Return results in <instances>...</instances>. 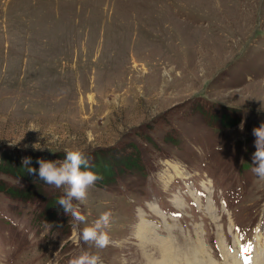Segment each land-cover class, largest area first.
I'll list each match as a JSON object with an SVG mask.
<instances>
[{"label": "rangeland", "instance_id": "374dc122", "mask_svg": "<svg viewBox=\"0 0 264 264\" xmlns=\"http://www.w3.org/2000/svg\"><path fill=\"white\" fill-rule=\"evenodd\" d=\"M261 123L264 0H0V164L38 173L77 147L93 172L131 153L143 168L75 201L77 230L111 213L104 249L78 239L62 188L0 170V264L134 262L119 238L138 213L174 264L263 263Z\"/></svg>", "mask_w": 264, "mask_h": 264}, {"label": "clouds", "instance_id": "9594fccd", "mask_svg": "<svg viewBox=\"0 0 264 264\" xmlns=\"http://www.w3.org/2000/svg\"><path fill=\"white\" fill-rule=\"evenodd\" d=\"M253 136L255 137L256 151L253 153L252 171L258 179L264 180V123L253 129ZM36 145L32 146L35 150H43L42 148L37 149ZM31 162V157H24L22 160L28 174H38L39 179L46 184L63 189V194L59 197L57 204L62 207L66 215L72 217L75 222L74 232L78 239L85 244L92 243L99 249L109 246L110 237L106 229L110 223V212L102 213L91 226L77 230L78 225L85 222V216L82 215L79 204L75 201L85 199L87 190L101 179L98 174L90 170L89 161L83 152L79 148L73 147L65 149L63 161L53 162L37 159L38 173L36 168L29 166ZM69 264H103V261L98 253L82 249L77 256L69 261Z\"/></svg>", "mask_w": 264, "mask_h": 264}, {"label": "bare ground", "instance_id": "6f19581e", "mask_svg": "<svg viewBox=\"0 0 264 264\" xmlns=\"http://www.w3.org/2000/svg\"><path fill=\"white\" fill-rule=\"evenodd\" d=\"M153 230L154 228L148 222V217L146 219L145 216L139 215V213L136 217H134L133 222L127 227V234L119 238L121 244L119 247H121V249L127 246L132 248L136 247L131 254L135 261L130 263L129 259H124L125 257H123L121 264H160L154 260V256L161 258L164 261V264H174L176 253L172 248L173 243L172 240L168 238V233L166 238L167 240H162L161 238H154V240L152 238L154 235ZM133 238H136L138 246H142L141 249H138V246H132L129 243L133 240ZM157 243L162 244L159 246ZM150 250H153L154 252L151 253L149 252ZM183 253L184 252L180 251L179 255H183ZM191 254L195 259H197L200 255L199 250L194 249H191ZM262 261L264 263V260ZM263 263L261 262L260 264Z\"/></svg>", "mask_w": 264, "mask_h": 264}, {"label": "trees", "instance_id": "16d2710c", "mask_svg": "<svg viewBox=\"0 0 264 264\" xmlns=\"http://www.w3.org/2000/svg\"><path fill=\"white\" fill-rule=\"evenodd\" d=\"M123 157L125 158L117 161L114 166L110 165L109 163L104 164L103 160L101 158H98V162L100 164L97 163V165L94 166V172L101 177V179L99 180L103 181V183L109 184L111 182H114V177H115L114 175L122 170H126V172H140L143 170L142 166L139 163V159L137 155H135L134 153H131V156L126 155ZM23 167L24 166L22 167L18 166L17 168L13 169L12 165L10 166L7 165L6 163H4V160L3 163L0 164V170L3 173H9L15 176H19L21 178L27 176L26 175L27 171H25ZM0 191L1 192L4 191L7 193L11 192V190L3 188L1 185H0Z\"/></svg>", "mask_w": 264, "mask_h": 264}, {"label": "snow or ice", "instance_id": "6c2138e0", "mask_svg": "<svg viewBox=\"0 0 264 264\" xmlns=\"http://www.w3.org/2000/svg\"><path fill=\"white\" fill-rule=\"evenodd\" d=\"M246 264H250V261H246Z\"/></svg>", "mask_w": 264, "mask_h": 264}]
</instances>
